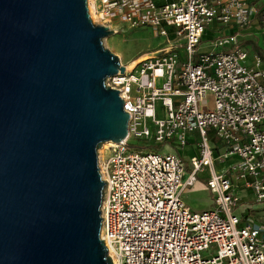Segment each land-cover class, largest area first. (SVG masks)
Listing matches in <instances>:
<instances>
[{"label": "built area", "instance_id": "obj_1", "mask_svg": "<svg viewBox=\"0 0 264 264\" xmlns=\"http://www.w3.org/2000/svg\"><path fill=\"white\" fill-rule=\"evenodd\" d=\"M86 5L90 20L114 33L125 24L164 38L104 81L128 112L127 137L97 149L105 182L98 236L113 264H264V217L236 212L246 195L264 202V0ZM205 171L213 206L192 211L182 193Z\"/></svg>", "mask_w": 264, "mask_h": 264}, {"label": "water", "instance_id": "obj_2", "mask_svg": "<svg viewBox=\"0 0 264 264\" xmlns=\"http://www.w3.org/2000/svg\"><path fill=\"white\" fill-rule=\"evenodd\" d=\"M113 29L86 0H0V264H113L100 239L102 143L128 112Z\"/></svg>", "mask_w": 264, "mask_h": 264}, {"label": "rangeland", "instance_id": "obj_3", "mask_svg": "<svg viewBox=\"0 0 264 264\" xmlns=\"http://www.w3.org/2000/svg\"><path fill=\"white\" fill-rule=\"evenodd\" d=\"M119 31L117 33L108 35V37L102 40L103 46L106 49H109L112 53L116 54L120 58V62L132 64V60L140 57L144 53H150L159 47V44L164 41V38L161 36H154L153 32L149 28H140V29H128L126 25H118ZM208 32H211V28H208ZM214 35L218 36L219 32H214ZM253 37V38H252ZM247 37V40H253L256 37L258 38V46H263V40L261 38L260 33L256 31V37ZM256 38V39H257ZM209 41L202 42V45H206ZM208 134L210 136L211 142L216 145H220V141L213 136V129L209 128ZM190 143H196L200 140V135L197 131H193L192 134L189 135ZM130 143L141 146L144 142L139 139L131 138ZM104 144V143H102ZM102 144L99 149L102 147ZM161 145V143H160ZM108 145L103 147L99 152L105 150ZM188 147H184L182 149L183 155L185 159L188 161L189 157L192 155L191 152L188 151ZM189 167V166H188ZM189 169V168H188ZM207 177V172L198 173L197 181L194 183V186L187 187L182 193V199L186 202V204L190 207L192 211H201L211 208L213 204L212 195L207 188V185L204 183V179ZM247 202L244 204L239 202V206L236 208V212L239 213L240 209L244 206L247 207ZM250 205L251 211L245 209V213L250 217L255 218L256 221H259L260 218L264 217V213L261 212L264 210V202L256 203L252 201V203H248ZM262 213V215H261ZM261 216V217H260Z\"/></svg>", "mask_w": 264, "mask_h": 264}, {"label": "crops", "instance_id": "obj_4", "mask_svg": "<svg viewBox=\"0 0 264 264\" xmlns=\"http://www.w3.org/2000/svg\"><path fill=\"white\" fill-rule=\"evenodd\" d=\"M158 1H162V0H158ZM190 146H191V144H190L189 146H186V147H188V148H187L188 151L191 152L192 155H193L194 151H192V148H190ZM192 155H191V156H192ZM240 195H242V193H240ZM247 196H248V195H246L245 197H247ZM245 197H244V198H245ZM244 198H243V200H240L239 202L242 203V204H244V202H247V203H245V204H247V207L244 206L243 208L240 209L239 212H241V214L245 216V215H247V214L245 213V211H246L245 209H248V211H251V210H249V209H250V207H249L250 205H248V203H249V204L252 203V200L245 201ZM212 206H213V204H212ZM239 207H240V206H239Z\"/></svg>", "mask_w": 264, "mask_h": 264}, {"label": "bare ground", "instance_id": "obj_5", "mask_svg": "<svg viewBox=\"0 0 264 264\" xmlns=\"http://www.w3.org/2000/svg\"><path fill=\"white\" fill-rule=\"evenodd\" d=\"M148 54H149V53L146 52V53L142 54L140 57H138V58L132 60V61H131L132 64H129V63H128V67H132V66L135 65L138 61H140L142 57L147 56ZM112 144H114L113 141H107V142H104V144H102V147L99 149V151H100L103 147H105L106 145L111 146ZM99 151H98V152H99Z\"/></svg>", "mask_w": 264, "mask_h": 264}]
</instances>
